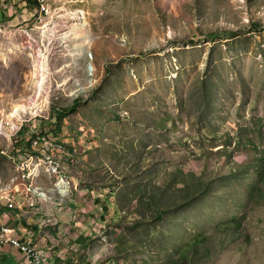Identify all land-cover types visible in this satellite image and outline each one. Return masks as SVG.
Listing matches in <instances>:
<instances>
[{"label": "rangeland", "instance_id": "374dc122", "mask_svg": "<svg viewBox=\"0 0 264 264\" xmlns=\"http://www.w3.org/2000/svg\"><path fill=\"white\" fill-rule=\"evenodd\" d=\"M52 9L81 17L52 62L73 68L70 91L16 116L35 94L44 24L36 4L0 0V203H14L0 235L32 233L45 264H264V0ZM47 134L67 151L57 172L37 155L29 182L21 169ZM28 200L39 210L23 215Z\"/></svg>", "mask_w": 264, "mask_h": 264}, {"label": "built area", "instance_id": "2783aa9c", "mask_svg": "<svg viewBox=\"0 0 264 264\" xmlns=\"http://www.w3.org/2000/svg\"><path fill=\"white\" fill-rule=\"evenodd\" d=\"M36 4L37 15L39 23L44 24L41 29L39 39L37 40L40 45L45 49L46 54L42 55L39 58V65L35 69L34 78H35V87L34 95L28 98L27 103L20 104L17 106L19 109L14 110V115L24 116L31 115L36 116L38 113L42 112L46 106V102L54 96H62L67 94L66 92L70 91L72 85V79L69 77V74L72 72L73 68L69 65L62 66L59 69H54L52 62L57 59V53L62 51L61 47L64 44V39H67L69 36L67 32L70 29V23L73 21L71 17L66 18L65 15L53 14V3L54 0H33ZM73 22H76L74 19ZM62 55L64 56L63 52ZM92 68V69H91ZM94 71L93 67H89V72ZM92 81V80H90ZM50 134L43 135L39 137L36 141H32V155L28 156V160L23 164L21 170H23L24 177H27V181L31 182V179H34L39 175V172L43 167V159H38V156H42L45 161L48 162L46 166L47 170L57 172L59 164L57 159L54 158V155H59L61 157V152L63 148L66 150V147L55 149L51 143L48 142ZM67 151V150H66ZM51 152L54 154L51 155ZM35 154V155H34ZM34 156V157H33ZM66 157H70L68 154ZM38 159L35 161V159ZM50 175V174H49ZM66 175H61L62 181ZM72 177V176H71ZM69 177V178H71ZM66 185L62 188H58L59 194L65 195L68 193L69 187H71V180H65ZM33 187V190H39L41 187H35L33 184L30 185ZM5 194V193H4ZM42 194V193H40ZM43 195V194H42ZM44 197V195H43ZM1 200V199H0ZM4 205L0 203V207ZM8 209L14 208L13 202H7L5 204ZM5 231H11L10 228H3ZM12 246L20 251L24 258L25 264H45L46 258L45 254L39 247L36 246L34 239L29 235L17 236L14 233L9 236L0 235V246Z\"/></svg>", "mask_w": 264, "mask_h": 264}, {"label": "crops", "instance_id": "0c3cea01", "mask_svg": "<svg viewBox=\"0 0 264 264\" xmlns=\"http://www.w3.org/2000/svg\"><path fill=\"white\" fill-rule=\"evenodd\" d=\"M73 145V147H74V152H76V153H78L77 152V148H75V146H74V143L72 144ZM81 146H83V143H81ZM80 152V151H79ZM39 184H40V186L42 187L43 185H47V182H45L43 179H40L39 180ZM44 187V186H43ZM91 192L89 191V192H87V193H84V194H89V196L91 197L92 195L90 194ZM28 199V198H27ZM82 199L81 198H79L78 199V201L80 202ZM30 200H28V204L27 205H25L24 206V208H23V210H21V214H23V215H25L28 211H32V209L33 210H39V208H38V205H37V203H36V205H34V206H32L31 204L32 203H30L29 202ZM97 201L99 202L100 201V198L99 199H97ZM40 203H42V205H44V203L45 202H40ZM74 203H76V204H74ZM72 205H76V206H78L80 209H81V212L82 211H86V210H84L83 208H82V206L80 205V204H82L81 202H80V204L79 203H77V202H72L71 203ZM2 206H6V205H2ZM53 206H55V205H53ZM67 207L69 208V209H71L68 205H67ZM56 208V207H55ZM43 212H45V211H43ZM58 212V210H56V212H55V210H54V215H55V213H57ZM46 216V215H45ZM39 221H40V219H39ZM38 224H39V227L40 228H42V226L40 225L41 224V222H38ZM26 235H29V236H31L32 238H33V234L32 233H25ZM33 239H37V238H33ZM38 244H39V242H38ZM48 252V251H47ZM4 254H6V253H4ZM6 255H10V254H6ZM11 257V256H10Z\"/></svg>", "mask_w": 264, "mask_h": 264}, {"label": "trees", "instance_id": "16d2710c", "mask_svg": "<svg viewBox=\"0 0 264 264\" xmlns=\"http://www.w3.org/2000/svg\"><path fill=\"white\" fill-rule=\"evenodd\" d=\"M30 3H31V5L32 4H35L34 3V1L33 0H28ZM59 116H58V119L60 120L61 119V115L62 114H58ZM204 188H202V190H203ZM201 190V191H202ZM203 192V191H202ZM5 255V256H4ZM10 255H6V254H1L0 255V264H12V263H10L11 261H12V257H9Z\"/></svg>", "mask_w": 264, "mask_h": 264}, {"label": "bare ground", "instance_id": "6f19581e", "mask_svg": "<svg viewBox=\"0 0 264 264\" xmlns=\"http://www.w3.org/2000/svg\"><path fill=\"white\" fill-rule=\"evenodd\" d=\"M65 17L69 19V17H71V16H69V15L67 14ZM71 19L79 20V19H81V17H80V15L72 14ZM81 21H82V20H81ZM17 109H19V108H17ZM19 119H20V118H19ZM19 119H18V120H19ZM0 129H1V128H0Z\"/></svg>", "mask_w": 264, "mask_h": 264}]
</instances>
